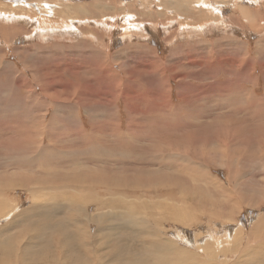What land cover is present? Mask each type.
Wrapping results in <instances>:
<instances>
[{"label": "rangeland", "instance_id": "obj_1", "mask_svg": "<svg viewBox=\"0 0 264 264\" xmlns=\"http://www.w3.org/2000/svg\"><path fill=\"white\" fill-rule=\"evenodd\" d=\"M0 41V199L11 211L0 216L5 264L20 263L11 243L24 261L55 252L57 232L32 244L19 239L18 230L45 224L61 226L75 257H88L62 198L48 195L88 179L97 195L117 185L125 195L122 209L104 212L132 206L192 256L201 246L209 264H264V0H0ZM144 51L158 54L157 71L139 62ZM230 87L236 99L227 98ZM33 203H49L55 214L45 221ZM115 236L108 249L136 241L129 230Z\"/></svg>", "mask_w": 264, "mask_h": 264}, {"label": "bare ground", "instance_id": "obj_2", "mask_svg": "<svg viewBox=\"0 0 264 264\" xmlns=\"http://www.w3.org/2000/svg\"><path fill=\"white\" fill-rule=\"evenodd\" d=\"M178 1V0H177ZM20 2V1H18ZM42 2V1H41ZM125 2V1H124ZM204 2V1H203ZM14 3V2H13ZM73 3V2H72ZM100 3V2H99ZM192 3V2H191ZM190 3V4H191ZM198 3V2H197ZM194 2V5L197 4ZM102 4V3H101ZM186 4V3H185ZM166 4L164 3V6ZM209 5V4H208ZM47 6V5H46ZM112 6V5H111ZM128 6V5H127ZM129 6L130 2H129ZM128 6V7H129ZM220 6V5H219ZM116 8V7H115ZM165 8V7H164ZM217 8V7H216ZM214 8V9H216ZM205 9V8H204ZM115 10V9H113ZM86 11V10H85ZM163 11V9H162ZM190 11V9H189ZM79 12V11H77ZM123 12V11H122ZM157 12V11H156ZM245 13H249L248 10H244ZM112 13V12H111ZM184 13V12H183ZM190 12L187 11L186 14H188ZM192 13V12H191ZM125 15V14H124ZM128 15V14H126ZM161 15V14H160ZM185 15V14H184ZM183 15V16H184ZM213 15V14H212ZM253 15V14H252ZM131 16V15H130ZM78 18V17H77ZM162 18V17H161ZM13 19V18H12ZM53 19V18H52ZM218 19V18H217ZM126 20V19H125ZM142 20V19H141ZM179 20V19H178ZM137 22H139V19L135 20ZM152 21V20H151ZM169 21V20H168ZM100 22V21H99ZM72 23V22H71ZM136 23V22H135ZM190 23V22H189ZM221 23V22H220ZM219 23V24H220ZM66 24V23H65ZM40 25V24H39ZM147 25V24H146ZM157 25V24H155ZM166 25V23H165ZM183 25V24H181ZM184 26V25H183ZM207 26V25H206ZM205 26V27H206ZM130 27V26H129ZM157 27V26H156ZM204 27V28H205ZM42 28V27H40ZM60 28V27H59ZM64 28V27H63ZM127 28V27H126ZM133 28V27H132ZM153 28V27H152ZM160 28V26H159ZM38 29V28H37ZM68 29V28H67ZM130 29V28H128ZM154 29V28H153ZM189 29V28H188ZM131 30V29H130ZM6 31V30H5ZM50 35V34H49ZM151 35V34H150ZM123 36V35H121ZM15 37V36H14ZM6 38V37H5ZM1 42V41H0ZM171 42V41H170ZM229 42V40H228ZM264 43V42H263ZM40 44V43H39ZM213 45V44H212ZM25 46V45H24ZM205 46V45H203ZM207 46V45H206ZM235 46V45H234ZM30 47V46H29ZM44 47V46H43ZM200 48L197 46V49ZM16 49V48H15ZM52 49V48H51ZM155 49V48H154ZM183 49H187V48H183ZM195 49V47H194ZM224 49V48H223ZM128 50V49H127ZM191 50V49H189ZM198 51V50H197ZM236 51V50H235ZM139 52V51H138ZM141 52V51H140ZM145 52V51H144ZM189 52V51H188ZM194 52V51H193ZM232 52V51H231ZM146 53V52H145ZM186 53V52H185ZM236 53V52H235ZM151 53L148 52V54L146 53L143 57L141 56V63H146V64H151L153 69H156L157 71V66L156 63L159 62V56L158 54H155V56L153 54V56L150 55ZM199 54V53H198ZM198 54H195L198 55ZM210 54V52H209ZM184 55V54H183ZM193 56V55H192ZM191 56V58H192ZM194 56V57H195ZM200 56V55H199ZM61 57V56H60ZM145 57H149V58H145ZM177 57V56H176ZM180 57V56H179ZM193 57V58H194ZM48 58V57H47ZM111 58V57H110ZM174 56H170V59H173ZM182 58V57H181ZM184 58V57H183ZM66 59V58H64ZM169 59V60H170ZM180 59V58H179ZM227 59V58H226ZM248 59V58H247ZM246 59V60H247ZM60 60V59H59ZM130 60V59H129ZM168 60V61H169ZM71 61V60H70ZM188 61V60H187ZM191 61V59L189 60ZM220 61V60H219ZM249 61V60H248ZM72 62V61H71ZM150 62V63H149ZM164 62V61H163ZM167 62V61H166ZM27 63V62H26ZM29 63V62H28ZM43 63V62H42ZM102 63V62H101ZM109 63V62H108ZM168 63V62H167ZM177 63V62H176ZM219 63V62H218ZM244 63V62H243ZM249 63V62H248ZM63 64V63H62ZM195 64V60H192L190 62V65H194ZM203 64L200 63V65ZM250 64V63H249ZM28 65V64H27ZM3 66V65H2ZM67 66V65H66ZM246 66V65H245ZM74 67V66H73ZM244 67V66H242ZM58 68V67H57ZM62 68V67H61ZM214 68V67H213ZM215 69V68H214ZM214 69L209 68V71L214 72ZM244 69V68H243ZM43 70V69H42ZM264 70V69H263ZM159 71V70H158ZM39 72V71H38ZM118 72V71H117ZM41 73V72H40ZM102 73V72H101ZM153 73V72H152ZM231 73V72H230ZM7 74V73H6ZM103 74V73H102ZM162 76V75H161ZM241 76V75H240ZM213 77V76H212ZM51 78V77H50ZM242 78V76H241ZM45 79V78H44ZM53 79V78H52ZM113 79V77H112ZM53 81V80H52ZM61 81V80H60ZM29 82V81H28ZM35 82V81H34ZM81 82V81H80ZM127 82V81H126ZM237 82V81H236ZM42 84V83H41ZM63 84V83H62ZM68 84V83H67ZM82 84V83H81ZM226 84V83H225ZM224 84V85H225ZM187 85V84H185ZM184 85V86H185ZM229 85V84H228ZM237 85V84H236ZM184 86H181V89H185ZM73 87V86H72ZM81 87V86H80ZM128 87V86H127ZM190 87V86H189ZM227 87L224 86V88ZM235 87V85H234ZM48 88V87H47ZM66 88V87H65ZM223 88V87H222ZM223 88V89H224ZM241 88V87H240ZM49 89V88H48ZM209 89V87H208ZM215 90L219 89L218 87H214ZM32 90V89H31ZM80 90V89H79ZM126 90V89H125ZM221 90V89H220ZM225 90V89H224ZM47 91V90H46ZM208 91V90H207ZM206 91V92H207ZM223 91V90H222ZM229 94H231L230 96H228L227 98L230 99H234L235 97H233V95H235V93L233 94V87L229 88V90H227ZM246 91V90H245ZM48 92V91H47ZM79 92V91H78ZM184 92V91H183ZM182 92V93H183ZM224 92V91H223ZM242 92V90L240 91V93ZM226 93V92H225ZM226 93V94H228ZM246 93V92H245ZM113 94V93H112ZM220 93H218L219 95ZM85 95V94H84ZM184 95V93H183ZM82 96V95H81ZM179 96H181L180 92H179ZM197 96V95H196ZM242 96V95H241ZM243 96H244V92H243ZM71 98V97H70ZM241 98V97H238ZM246 98V97H245ZM244 98V100H246ZM236 99V98H235ZM251 99V98H250ZM249 99V100H250ZM255 99V98H254ZM264 99V98H263ZM77 100V99H76ZM185 100V99H184ZM183 100V101H184ZM229 100V99H228ZM240 100V99H239ZM238 100V101H239ZM243 100V101H244ZM248 100V101H249ZM252 100V99H251ZM232 101V100H230ZM229 101V102H230ZM186 102V101H184ZM250 101L248 102V106ZM252 103V101H251ZM234 104V103H233ZM183 106V105H182ZM22 107V106H21ZM98 107V106H97ZM188 108V106H186ZM103 109V108H102ZM182 109V108H181ZM260 109V108H259ZM25 110V109H24ZM132 110V109H131ZM184 110V109H183ZM189 110V109H186ZM44 111V110H43ZM131 112V111H130ZM176 112V111H175ZM132 113V112H131ZM175 114V113H174ZM101 116V115H100ZM95 117V116H94ZM192 117V116H191ZM55 118V117H54ZM30 120V119H29ZM134 120V119H133ZM31 121V120H30ZM92 121V120H91ZM102 121V120H101ZM29 122V121H28ZM60 122V121H59ZM228 123V122H227ZM56 125V124H55ZM74 126V125H73ZM227 126V125H226ZM227 128V127H226ZM55 130V129H54ZM67 130V129H66ZM61 131V129H60ZM128 131V130H127ZM22 132V131H21ZM80 133V132H79ZM220 133V132H219ZM87 135V134H86ZM68 136V135H67ZM207 141V140H206ZM62 142V141H61ZM65 142V141H64ZM63 142V143H64ZM60 143V142H59ZM67 143V142H66ZM61 144V143H60ZM128 144V143H127ZM46 145V144H45ZM25 147V146H24ZM47 147V146H46ZM101 147V146H100ZM191 147V146H190ZM246 147V146H245ZM42 148V147H41ZM66 148V147H65ZM24 150V149H23ZM47 150V149H46ZM45 150V151H46ZM11 151V150H10ZM100 152V155H103V148L98 150ZM20 152V151H19ZM57 152V151H55ZM189 152V151H188ZM12 153V151H11ZM39 153V152H38ZM97 153V151L95 152V150H91V154L95 155ZM168 153V152H167ZM216 153V152H215ZM20 154V153H19ZM23 154V153H22ZM43 154V153H42ZM48 154V153H47ZM124 154V153H123ZM200 154V153H199ZM14 154H12V156H14ZM27 155V154H26ZM25 155V156H26ZM34 155V154H33ZM40 155V154H39ZM190 155V154H189ZM188 155V156H189ZM198 155V154H197ZM206 155V153H205ZM227 155V154H226ZM16 156V155H15ZM23 156V155H22ZM23 156V157H25ZM41 156V155H40ZM62 156V155H61ZM65 156V155H64ZM63 156V157H64ZM67 156V155H66ZM130 156V155H129ZM211 156V155H210ZM69 157V155H68ZM95 157V156H94ZM157 157V156H156ZM212 157V156H211ZM223 157V156H222ZM9 158V157H8ZM7 158V159H8ZM27 158V157H25ZM38 158L41 157H37L34 156L32 158H30L31 160H37ZM50 158V157H47ZM83 158V157H82ZM195 158V157H194ZM24 159V158H21ZM5 160V159H4ZM41 160V159H40ZM46 160V159H45ZM49 160V159H47ZM54 160V159H53ZM58 160V159H57ZM160 160V159H159ZM222 160V159H220ZM260 160V159H259ZM23 161V160H22ZM127 161V160H126ZM170 161V159H169ZM183 161V160H182ZM9 162V161H8ZM21 162V161H20ZM46 162V161H43ZM51 162V161H50ZM55 163V161H54ZM147 163V162H146ZM14 164V163H13ZM6 165V163L4 164ZM3 165V166H4ZM8 165V164H7ZM16 165V164H15ZM18 165V163H17ZM22 165V164H21ZM243 165V164H242ZM2 166V165H1ZM57 166V165H56ZM182 166V165H181ZM193 166V165H192ZM21 167V166H20ZM167 167V166H166ZM227 167V166H226ZM27 168V167H26ZM183 168V167H182ZM222 168V167H221ZM21 169V168H19ZM26 170V169H25ZM28 171V169H27ZM165 173V172H164ZM163 173V174H164ZM186 173V172H185ZM195 173V172H194ZM127 175V174H126ZM169 175V174H168ZM179 175V173H178ZM182 175V174H181ZM177 176V175H176ZM209 176V175H208ZM212 176V175H211ZM4 177V176H3ZM216 177V176H215ZM171 178V177H170ZM26 179V178H25ZM88 179V178H87ZM78 181V179H77ZM88 181L90 182L91 179H88ZM87 181V182H88ZM186 181V179H185ZM8 182V181H7ZM20 182V180H19ZM87 182H81L82 186L79 184V182H76L75 186H72L69 188L67 186H65L64 189H54L53 191H49L48 195H52L55 196L56 198H62L63 201H60L62 203H64L63 206H65L63 208V210H65L66 214H67V218H68V224L70 226V229H73L76 231L75 236L78 237V244L80 247H82L84 253L88 256L87 258H84V261H80L78 258L75 257L73 248H71L69 246V244L67 243V237L65 238V234L64 232L61 230V226H57L58 224H56V226L54 225H47L45 224L42 227L39 228H34V229H30L28 230H18V236H21L19 239H22L24 236H27V241L34 242L35 240L33 239H37L39 237L43 238L44 236L50 235L51 239H54L52 237V235L54 233L57 232V237L54 240V242H56V245L58 247V249H55V252L52 250V252H48V250H46L44 252V256L42 258H39L38 260H29V261H24V259L17 253V251L13 250V243H11L10 245L11 250H10V255L12 256L13 253H15V257L13 258L15 261H17L21 264H124V256L125 259H129L131 258L132 262L130 264H209L210 262L214 261L212 259H210L209 261H205L204 256L206 253L205 248L201 247V246H197L196 249L194 251L195 252V256H192L191 253H189L190 250H187L183 247H180L179 245L171 242L169 240V238H164L162 237V233L159 232V228L156 227V224H151L150 225V219L149 217L146 219L147 221H141L137 214L138 211L135 210V208H133L132 206H128L124 205V207H126L128 209V211L125 212H120L117 213L116 211H112V213H108V212H104L103 209L106 208H110V209H118L120 202L123 200V198L125 197V195L120 191V187L117 185L114 189L109 188V190L107 189H103V192L107 194V196L105 194L100 195L98 193V195L96 194L98 192V189L96 190L97 192H94V189H90L88 186ZM27 184V182H24ZM35 183V182H34ZM41 185V182H36V184ZM45 183V182H42ZM61 183V182H59ZM205 183V182H204ZM17 184V183H16ZM24 184L22 186V188L26 189V191H34V189H37V187H31L28 186V184L26 185ZM37 184V186H38ZM54 184V183H53ZM57 184V183H56ZM131 184V183H130ZM90 185V184H89ZM178 185V184H177ZM33 186V185H32ZM42 186V185H41ZM17 187V186H16ZM54 187V186H53ZM57 187V186H56ZM39 188V187H38ZM50 188V187H49ZM172 188V187H170ZM210 188V187H209ZM21 189V188H20ZM68 189H72L71 192H68ZM91 190V191H88ZM84 191H87L89 193L86 194L84 193ZM93 191V192H92ZM100 191H102L100 189ZM155 191V190H154ZM223 191V190H222ZM233 191V190H232ZM219 192V191H218ZM59 193H61L60 196ZM172 193V192H171ZM233 193V192H232ZM132 194V193H131ZM167 194V193H166ZM169 194V193H168ZM1 195V194H0ZM35 195V194H34ZM43 195V194H42ZM105 195V197H101ZM183 196V195H182ZM185 196V195H184ZM42 197V196H41ZM39 197V198H41ZM165 197V196H164ZM146 198V197H145ZM134 199V198H133ZM157 199V198H156ZM161 199V198H160ZM183 199V198H182ZM192 199V198H191ZM190 200V199H189ZM36 201V200H35ZM33 201V202H35ZM89 201V202H88ZM127 201V200H126ZM167 201V200H166ZM84 202H88V203H93V210L91 212H87L89 210L88 207H83L82 204ZM50 203V202H49ZM48 204H44V203H33L31 210L34 212L39 213V215L41 217H43V220H47V218L51 217L52 214H55L51 209L52 208H58L60 204H56L53 205V203L50 205L52 207L48 208L46 206L49 205ZM66 203V204H65ZM127 203V202H126ZM131 203V202H129ZM175 203V202H174ZM188 203V202H185ZM194 203V202H193ZM154 205H152V207H160V203L157 202H153ZM189 204V203H188ZM192 204V202H191ZM6 203L3 202L0 199V216H8L10 215L9 212H11L8 209H4ZM130 205V204H129ZM187 205V204H186ZM143 206V205H142ZM185 206V205H184ZM190 206V205H189ZM193 206V205H192ZM195 206V205H194ZM221 206V204H220ZM10 207V206H9ZM163 207L165 209H171L172 206L171 204H166L164 203ZM232 207V206H231ZM16 209V208H15ZM14 209V211H16ZM109 209V210H110ZM122 209V208H120ZM125 209V208H123ZM188 209V208H187ZM224 209V208H223ZM155 210V209H154ZM172 210V209H171ZM230 210V209H229ZM241 210V209H240ZM30 211V210H27ZM163 211V210H162ZM200 211V210H199ZM226 211V210H225ZM233 211V210H232ZM145 212V211H143ZM160 212V211H159ZM168 212V211H167ZM205 212V211H204ZM14 213V212H12ZM177 213V212H176ZM223 213V212H222ZM162 214V212H161ZM169 214V213H168ZM172 214V212H171ZM200 214V213H199ZM142 215V214H141ZM151 215V214H150ZM201 215V214H200ZM228 215V214H227ZM38 216V214H37ZM144 216V215H143ZM147 215H145L146 217ZM161 216H164L161 215ZM179 216V215H178ZM183 216V215H182ZM189 216V215H188ZM40 217V218H41ZM142 217V216H141ZM144 217V218H145ZM153 217V216H152ZM221 217V216H220ZM14 218V216L11 219L8 220H12ZM179 218V217H178ZM177 218V219H178ZM185 218V217H184ZM219 218V217H218ZM3 219V218H2ZM17 219V218H16ZM158 219V218H157ZM183 219V218H182ZM189 219V218H188ZM145 220V219H144ZM176 220V219H175ZM172 220V221H175ZM184 220V219H183ZM193 220V219H192ZM223 220V219H222ZM230 220V219H229ZM165 221V220H164ZM199 221V220H198ZM12 223H14V220L11 221ZM25 222V221H24ZM191 222V221H190ZM203 222V221H202ZM10 223V222H9ZM183 223V222H182ZM149 224V225H148ZM9 225V224H8ZM7 226V225H6ZM5 226V227H6ZM12 226V225H11ZM20 226V225H19ZM53 226V227H52ZM93 227V228H92ZM10 228V227H9ZM7 229V228H6ZM227 229V228H226ZM117 230V233H116ZM122 230H129L132 232L133 236L136 238V241L132 242V244L130 245V250L128 249L127 251H125V248H121V249H116V248H111L108 249V244L113 242V237L116 238V234H119L122 232ZM210 235V234H209ZM227 235V234H226ZM229 236V235H228ZM227 236V237H228ZM151 237V239H150ZM211 237V236H210ZM11 238V237H10ZM70 238V237H68ZM232 238V237H231ZM227 239V238H226ZM225 239V240H226ZM229 239V238H228ZM240 239V238H239ZM218 241V240H217ZM53 242V243H54ZM236 242V241H235ZM199 243V242H198ZM216 243V242H215ZM197 244V243H196ZM202 244V243H201ZM200 244V245H201ZM203 245V244H202ZM216 245V244H215ZM225 245V244H224ZM224 245L222 247H224ZM240 245V244H239ZM255 245H257L255 243ZM27 246V245H25ZM137 246V248L139 249L140 253L136 254V250L134 249V247ZM258 246V245H257ZM210 247V246H209ZM6 248V247H5ZM4 248V249H5ZM188 248V247H187ZM221 248V247H220ZM131 249H134L133 251H131ZM209 250V249H208ZM223 250V249H222ZM230 250V249H229ZM228 250V252H229ZM5 251V250H4ZM123 251V252H122ZM138 251V252H139ZM226 251V250H225ZM223 251L222 254H225ZM243 251V250H242ZM20 252H24L23 247L20 249ZM209 252V251H208ZM215 252V251H214ZM247 252V250L245 251ZM244 252V253H245ZM76 253V252H75ZM126 253V255H125ZM218 253V252H217ZM235 253V252H234ZM64 254V255H63ZM66 254V255H65ZM212 254V253H211ZM220 254V252H219ZM227 254V253H226ZM63 255V256H62ZM213 255V254H212ZM211 255V256H212ZM216 255V254H214ZM65 257V258H61L60 257ZM85 256V255H84ZM210 256V255H209ZM210 256V257H211ZM217 256V255H216ZM218 257V256H217ZM216 257V258H217ZM209 258V257H208ZM214 259V257H213ZM227 259V258H226ZM11 262V260H9L6 264H9ZM123 262V263H122ZM231 262V261H230ZM244 260L242 257H239L237 259L236 262L232 263V264H245L243 263ZM0 263L1 264H5V261L3 259H0ZM19 263V264H20ZM126 263V262H125ZM260 262L258 261L257 264H259ZM221 264H226V263H221ZM250 264H254V263H250Z\"/></svg>", "mask_w": 264, "mask_h": 264}]
</instances>
